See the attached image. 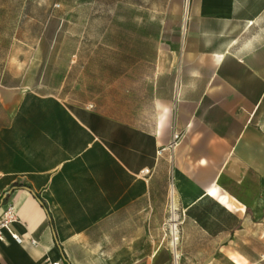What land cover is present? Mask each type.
Segmentation results:
<instances>
[{
  "label": "crops",
  "instance_id": "0c3cea01",
  "mask_svg": "<svg viewBox=\"0 0 264 264\" xmlns=\"http://www.w3.org/2000/svg\"><path fill=\"white\" fill-rule=\"evenodd\" d=\"M28 3L0 0V14ZM162 11L148 103L133 97L130 112L117 97L116 116L72 99L73 70L48 69L45 25L34 45L48 54L30 68L28 50L11 52L30 44L13 36L19 21L0 24L11 31L0 39V214L14 205L22 237L4 232L0 264H264V0H166Z\"/></svg>",
  "mask_w": 264,
  "mask_h": 264
},
{
  "label": "rangeland",
  "instance_id": "374dc122",
  "mask_svg": "<svg viewBox=\"0 0 264 264\" xmlns=\"http://www.w3.org/2000/svg\"><path fill=\"white\" fill-rule=\"evenodd\" d=\"M165 4L166 0H29L22 11L14 4L12 12L0 14V24L9 28L8 24L19 21L13 36L25 37L30 44L26 47L14 40L11 52L17 55L28 50L30 58L33 57L30 68L37 67L34 59L38 55L48 54L47 46L34 45L45 25V38L56 37L52 50L56 57L48 63V69L59 76L73 70L82 87L72 99L95 98L107 103L104 111L116 116L117 97L122 100L124 96L130 112L133 97L139 98L142 105L148 103L152 62ZM60 23L61 27L54 29ZM10 32L0 28V39L5 33L8 41ZM72 59L76 60V66L69 68ZM84 84L88 86L87 94L83 91ZM101 87H108L107 93L105 90L100 93ZM123 87L129 93L120 94L118 89ZM143 112L150 116L147 107ZM169 227L168 221L170 242Z\"/></svg>",
  "mask_w": 264,
  "mask_h": 264
},
{
  "label": "built area",
  "instance_id": "2783aa9c",
  "mask_svg": "<svg viewBox=\"0 0 264 264\" xmlns=\"http://www.w3.org/2000/svg\"><path fill=\"white\" fill-rule=\"evenodd\" d=\"M180 137V133L179 132H175L173 133L172 137H171V141L168 144V148H173L175 146V144L177 143V140ZM168 208H169V222H170V235H171V246L174 248V250L176 249L177 246V241H178V223L175 221V210H176V201H175V194L174 191L171 190L170 191V196H169V200H168ZM16 218V214H15V207L12 203H7L5 205V208L3 209L2 213L0 214V240L4 239V232L8 233V235L10 236V238L12 240H14L16 243H21L22 242V237L16 233L11 225L13 223V221ZM31 244H35V240L31 239ZM45 264H66V262L64 261V259L62 258H58L55 260H51V261H46Z\"/></svg>",
  "mask_w": 264,
  "mask_h": 264
},
{
  "label": "bare ground",
  "instance_id": "6f19581e",
  "mask_svg": "<svg viewBox=\"0 0 264 264\" xmlns=\"http://www.w3.org/2000/svg\"><path fill=\"white\" fill-rule=\"evenodd\" d=\"M173 191H174V189H173ZM177 244H178V242H177ZM176 254V253H175Z\"/></svg>",
  "mask_w": 264,
  "mask_h": 264
}]
</instances>
